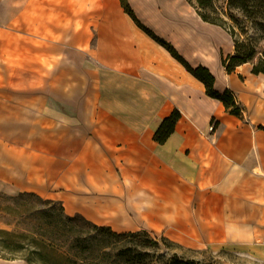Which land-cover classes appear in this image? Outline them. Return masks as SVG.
<instances>
[{"label": "crops", "instance_id": "crops-1", "mask_svg": "<svg viewBox=\"0 0 264 264\" xmlns=\"http://www.w3.org/2000/svg\"><path fill=\"white\" fill-rule=\"evenodd\" d=\"M2 1L24 39L18 70L0 71V192L34 193L116 232L147 230L218 264H264V74L250 63L226 71L234 45L222 53L220 26L187 0H129L218 91H233L242 117L121 0ZM175 109L182 118L159 144Z\"/></svg>", "mask_w": 264, "mask_h": 264}, {"label": "trees", "instance_id": "trees-1", "mask_svg": "<svg viewBox=\"0 0 264 264\" xmlns=\"http://www.w3.org/2000/svg\"><path fill=\"white\" fill-rule=\"evenodd\" d=\"M187 1L205 22L227 29L233 37L234 53L222 59L223 66L228 73H233L238 66L250 63L253 74H264V46L256 45L249 38H241L247 30L234 14V11L240 12L256 27L264 28V0H227L225 10H220L214 0ZM121 3L125 12L142 30L164 46L192 75L204 83L208 96L222 102L230 114L243 116L242 108L233 91L230 89L223 92L218 91L215 87L216 77L207 67L191 66L171 43L140 22L129 0H121ZM228 20L232 22V25L228 26ZM181 118L182 113L175 109L161 123L155 133V141L159 144L166 143L175 132L176 125ZM22 194L39 197L34 193ZM53 217L55 221H47L45 225L40 226L38 232H13L0 228V256L6 260L22 259L29 264H216L185 259L177 253L168 257L158 251L161 241L181 246L165 236L153 238L148 231L116 232L109 226L95 224L81 215L69 216L62 205L61 212L53 214ZM76 221L87 224L90 229L76 231L74 227H67ZM46 226H53V229L60 234L59 237L47 238L48 231L52 229H47ZM72 234L73 236L70 237ZM64 244L68 245L69 251H61ZM118 244L121 246L118 247ZM57 252H60L57 257L58 261H52L50 254Z\"/></svg>", "mask_w": 264, "mask_h": 264}, {"label": "rangeland", "instance_id": "rangeland-1", "mask_svg": "<svg viewBox=\"0 0 264 264\" xmlns=\"http://www.w3.org/2000/svg\"><path fill=\"white\" fill-rule=\"evenodd\" d=\"M216 6L220 10H225L227 8V0H214ZM2 0H0V13L2 11L3 6ZM12 3V2H11ZM192 6V5H191ZM193 7V6H192ZM194 8V7H193ZM195 9V8H194ZM234 14L240 19L241 23L246 27L247 33L241 35L242 39L249 38L256 45L264 46V28L256 27L253 23L248 21L240 12L234 11ZM228 26L232 25V22L228 20ZM18 19L14 18H6L0 16V71H4L5 73L14 70H18L16 65L18 61V49H14V45H18L19 39H24V36H20L18 32ZM34 35L30 36L33 37ZM219 38L220 43L223 45L222 53H228L231 45H234L233 37L230 35L227 29L219 27ZM3 42L11 43V50L3 49ZM224 49V50H223ZM7 58H11L12 61L9 65L7 62ZM42 74L46 75L49 73L47 71L46 66H38L37 67ZM45 84V83H44ZM43 91L45 92V86L43 87ZM61 212V204L58 202H52L48 199H41L37 196L31 194H21V195H8L0 192V228L7 229L13 232H38L41 225H45L47 221L53 222L55 218L53 214H57ZM66 213V212H65ZM52 214V216H49ZM49 230L47 233V238L56 239L55 237H59L57 231L53 229V226H46ZM74 227L75 230L84 229L85 231L89 230L90 227L83 222H73L67 226ZM147 231V230H143ZM149 232V231H148ZM153 238L157 235L153 232H149ZM85 235V234H83ZM70 235V237H72ZM160 239V238H159ZM121 245L118 244V247ZM61 251H69L68 245L64 244V248H61ZM159 253L171 257L174 254H178L179 256H183L185 259H196L201 262H213L216 263V260L212 257V255L207 252H195L190 251L188 249H184L183 247H179L172 243H164L161 241ZM60 252L51 253L50 259L52 261H58L57 257ZM0 264H29L27 261L22 259L16 260H6L0 256Z\"/></svg>", "mask_w": 264, "mask_h": 264}]
</instances>
